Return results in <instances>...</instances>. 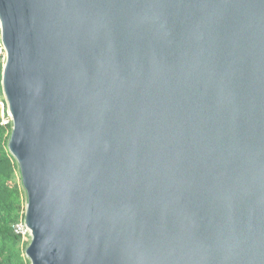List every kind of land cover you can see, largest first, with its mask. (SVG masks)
Here are the masks:
<instances>
[{
  "label": "water",
  "instance_id": "obj_1",
  "mask_svg": "<svg viewBox=\"0 0 264 264\" xmlns=\"http://www.w3.org/2000/svg\"><path fill=\"white\" fill-rule=\"evenodd\" d=\"M29 264H264V0H0Z\"/></svg>",
  "mask_w": 264,
  "mask_h": 264
},
{
  "label": "trees",
  "instance_id": "obj_2",
  "mask_svg": "<svg viewBox=\"0 0 264 264\" xmlns=\"http://www.w3.org/2000/svg\"><path fill=\"white\" fill-rule=\"evenodd\" d=\"M3 50L0 45V73ZM0 97L1 94L0 86ZM7 122L2 124V119ZM11 122L7 117L6 107L0 109V264H29L24 256L27 243L14 234L12 224L15 223L23 210L24 192L19 181L17 165L7 150V140Z\"/></svg>",
  "mask_w": 264,
  "mask_h": 264
},
{
  "label": "built area",
  "instance_id": "obj_3",
  "mask_svg": "<svg viewBox=\"0 0 264 264\" xmlns=\"http://www.w3.org/2000/svg\"><path fill=\"white\" fill-rule=\"evenodd\" d=\"M3 107H4V101L0 97V109L2 110ZM6 122H7V119L3 118L1 123L4 124ZM23 219H24V207L20 213L19 219L15 223H13L11 227H12L14 234L20 237L22 243L28 244L30 241V232H29V229L26 227Z\"/></svg>",
  "mask_w": 264,
  "mask_h": 264
}]
</instances>
